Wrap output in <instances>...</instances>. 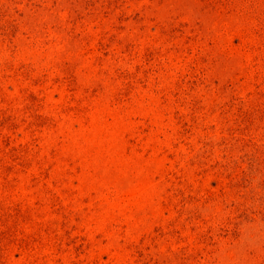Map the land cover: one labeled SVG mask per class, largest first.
Instances as JSON below:
<instances>
[{
    "label": "rangeland",
    "instance_id": "rangeland-1",
    "mask_svg": "<svg viewBox=\"0 0 264 264\" xmlns=\"http://www.w3.org/2000/svg\"><path fill=\"white\" fill-rule=\"evenodd\" d=\"M0 264H264V0H0Z\"/></svg>",
    "mask_w": 264,
    "mask_h": 264
}]
</instances>
